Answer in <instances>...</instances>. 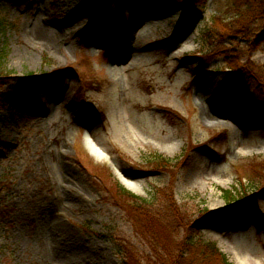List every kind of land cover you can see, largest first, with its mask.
I'll return each mask as SVG.
<instances>
[{
	"label": "rangeland",
	"instance_id": "374dc122",
	"mask_svg": "<svg viewBox=\"0 0 264 264\" xmlns=\"http://www.w3.org/2000/svg\"><path fill=\"white\" fill-rule=\"evenodd\" d=\"M181 1L118 2L99 16L96 0H0V264H58L65 249L75 264H124L125 252L151 264L233 200L239 225L197 234L232 264H264V89L229 69L228 51L205 55L203 29L217 13L230 22L233 0ZM33 19L51 46L29 47ZM236 43L237 67L264 77V41ZM157 156L171 163L159 169ZM115 181L139 197L159 189L154 216L134 214Z\"/></svg>",
	"mask_w": 264,
	"mask_h": 264
},
{
	"label": "trees",
	"instance_id": "16d2710c",
	"mask_svg": "<svg viewBox=\"0 0 264 264\" xmlns=\"http://www.w3.org/2000/svg\"><path fill=\"white\" fill-rule=\"evenodd\" d=\"M103 0H96V12L99 16L104 15L108 12V10L116 5L118 2H124L127 5H131L132 9L136 10L138 3L140 0H113L111 4L106 2H102ZM162 3L167 4V2H173V0H160ZM186 0H182L181 2H185ZM191 2L192 5L198 6L201 8L203 6L204 0H187ZM196 6V7H197ZM191 7V6H190ZM232 9V18L231 21H227L224 23L221 15L217 13L212 17V24L205 26L202 31V44L205 46V55L208 57V53H218L220 50L228 51L229 56V69L234 72H238L241 70V74L248 73L251 77V80L255 81L257 87H261L264 89V77L260 72H254L249 70H244L237 67V60L239 59V54L237 50V43L239 41H247L249 45L253 44L256 41H264V0H233V3L230 4ZM195 18V10L194 8H190L188 21H192ZM4 19L0 18V28L4 27ZM262 24V28L260 30H255L254 25ZM110 37V36H109ZM231 37V38H229ZM246 44V45H247ZM3 49L0 47V57L2 56ZM260 89V88H258ZM222 92L224 93V97L227 96L228 92L225 87H222ZM2 100L0 101L1 105L6 104L7 98L1 94ZM228 97V96H227ZM237 103L241 102L242 104L235 105V113L241 115L242 110L246 109L247 102L242 98H238L236 100ZM264 103V98L262 99ZM262 103V104H263ZM157 163L162 164L163 166L160 168H167L165 165L171 163V160L168 158H163L157 156ZM115 189L118 190L119 193L125 194L132 199L131 206L134 207L133 213H135V207L138 211H147L145 215H149L151 213L149 208H154L153 202L156 199L157 193L159 189L153 190L149 197H139L129 190L125 189V187L119 184L117 181L114 182ZM255 198V196H254ZM246 199L242 200L245 203ZM236 203L235 200L233 202H228L227 206L218 211H207L204 215L200 216L198 220H195L190 226V229L186 230L184 237L179 241L177 247V254L170 255L168 252L162 253V255L156 256H148V260L146 262H150L151 264H232L228 258L219 250L216 243L212 240L205 239L201 237L197 232L201 227L206 228L211 225H218V223L227 220H231L233 212L242 211L244 208L240 205L241 201L236 204L234 210L232 209L233 204ZM232 209V210H231ZM149 211V212H148ZM233 211V212H231ZM154 216V212L153 215ZM151 216V218H152ZM259 220L264 225V221L259 218ZM146 220L144 223H147ZM233 222V221H232ZM231 225L237 226L239 225L237 222L231 223ZM146 229L144 231L146 233L149 232L151 225L146 224ZM155 229V228H154ZM128 253V252H127ZM123 254L119 256L121 261L124 264H142L141 259L138 256H130V254ZM143 264H146L145 262Z\"/></svg>",
	"mask_w": 264,
	"mask_h": 264
},
{
	"label": "bare ground",
	"instance_id": "6f19581e",
	"mask_svg": "<svg viewBox=\"0 0 264 264\" xmlns=\"http://www.w3.org/2000/svg\"><path fill=\"white\" fill-rule=\"evenodd\" d=\"M44 9V8H41ZM84 13V12H81ZM75 13H72V16L67 17L68 21L72 22L74 18L77 15H74ZM71 15V12H70ZM74 15V16H73ZM47 20V19H44ZM67 21V22H68ZM141 20L137 21V23H140ZM27 29L29 32V38L31 39V42L33 45H29L30 48H37L40 46H51L50 38L52 37V31L48 28L46 24H39V22L36 19L31 20V22L27 25ZM70 33H67V31H64L62 34L59 35V39L63 40L69 36ZM87 144L90 149V151L97 157L99 160H107L108 155L105 152V150L99 146L95 141L91 139L90 136L87 137ZM118 175L121 178L122 182L131 190L135 192L141 191V184L138 181L130 180L126 178L121 172ZM74 256L73 254L68 251L67 249L63 250V253H59L56 257V261H58V264H75L76 261L73 260Z\"/></svg>",
	"mask_w": 264,
	"mask_h": 264
},
{
	"label": "water",
	"instance_id": "95a60500",
	"mask_svg": "<svg viewBox=\"0 0 264 264\" xmlns=\"http://www.w3.org/2000/svg\"><path fill=\"white\" fill-rule=\"evenodd\" d=\"M115 172L117 173V171L115 170ZM117 175H118V173H117ZM118 177H119V175H118ZM119 179H120V181L122 182V180H121V178L119 177ZM123 183V182H122ZM124 184V183H123ZM125 185V184H124Z\"/></svg>",
	"mask_w": 264,
	"mask_h": 264
}]
</instances>
